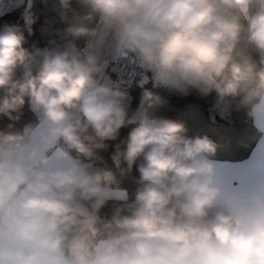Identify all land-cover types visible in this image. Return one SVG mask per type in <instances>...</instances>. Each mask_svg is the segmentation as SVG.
Segmentation results:
<instances>
[{"label": "trees", "instance_id": "obj_1", "mask_svg": "<svg viewBox=\"0 0 264 264\" xmlns=\"http://www.w3.org/2000/svg\"><path fill=\"white\" fill-rule=\"evenodd\" d=\"M206 1L201 9L197 0V23L184 26L214 41L220 62L177 46L154 55L147 83L117 87L126 105L114 125L90 109L137 0H30L0 14V157L29 140L41 101L72 117L59 142L79 166L98 185L127 191L125 199L63 191L34 177L36 166L30 171L39 211L58 225L71 264H89L101 239L136 257L153 236L174 243L237 236L228 211L187 193L184 181L198 145L210 159L239 161L262 135L253 108L264 94V14L262 0H248L246 10L238 0ZM191 30L185 35L198 50L204 43ZM181 75L187 82L178 86Z\"/></svg>", "mask_w": 264, "mask_h": 264}, {"label": "crops", "instance_id": "obj_2", "mask_svg": "<svg viewBox=\"0 0 264 264\" xmlns=\"http://www.w3.org/2000/svg\"><path fill=\"white\" fill-rule=\"evenodd\" d=\"M137 1L138 13L144 3L150 4V0ZM238 1L243 9L247 8L248 0ZM2 4L3 1L0 6ZM197 16L195 13L191 20L197 21ZM124 25L118 29L115 39V47L119 51L123 50L121 37L127 27ZM184 30L191 29L185 26ZM191 31L193 39H198L195 30ZM199 41L204 43L197 50L199 57L211 59L204 51L209 42ZM102 44L98 43L99 48ZM117 65L114 63L112 69L117 71ZM115 71L112 73L110 70L108 75L116 76ZM114 106L111 105L110 110L112 119L118 111L117 117L123 111ZM107 112L108 107L104 106L101 115L98 110L93 117L106 121L109 117ZM253 115L262 135L246 159H210L197 146L184 181L187 193L228 211L237 226L234 239L174 243L166 236L158 235L149 237L136 257L109 240L101 239L89 264H264V94L255 104ZM72 120L71 116L56 109L42 111L29 140L20 147L7 148L1 153L0 264H71L60 246L58 225L39 211L38 193L28 176L35 166L34 177L50 181L63 191L79 187L98 197H127L125 189L98 185L63 146L57 144Z\"/></svg>", "mask_w": 264, "mask_h": 264}, {"label": "rangeland", "instance_id": "obj_3", "mask_svg": "<svg viewBox=\"0 0 264 264\" xmlns=\"http://www.w3.org/2000/svg\"><path fill=\"white\" fill-rule=\"evenodd\" d=\"M3 4L0 6V14L14 8L15 6H18L19 4L23 2L29 3L30 0H0V3ZM202 3V8L207 7V1L206 0H200ZM178 8H177V13L184 18V23H178L175 21L174 18L168 17L166 19H163L160 21L159 24H157L155 27H152V31L150 34L149 39L147 42L144 44L141 50L142 58H143V65H144V79L141 82H136L133 79V76L129 70V62L131 60V57L133 55V49H134V38L136 36L137 30H139V27L141 25V22L149 16L150 13L154 12L157 3L156 0H150L149 3H144L143 7L140 10V13L135 15L136 17L134 18L133 23L131 22V25L129 22L124 25L126 27L124 29V33L121 37V41L123 40V50L119 51L115 47V54L113 56V59H110L109 61H105L102 65L104 69V76L103 79L99 82L98 86L96 87V97L94 98V102L92 104V107L90 109V115L93 117L98 110L100 111V115L102 111L104 110V106L108 107V112L106 115H109L107 117L106 121H103V123L108 124V125H114L118 118L117 114H114L115 119H112V113H110L111 105H115L114 107L118 109L117 106L122 108L124 110L125 108V98H124V93L118 91L119 89L117 88L118 86H126L132 83L138 84V85H144L149 81V75L147 74V68L149 67L150 61L152 60L153 56L157 54V58L162 56L165 52H167L170 48L177 46L179 49L195 54L196 56H199V52L195 50V43L192 41H189L187 38V35H185V30L183 27L185 22L188 20H191L193 15L195 13H198L197 19H199V12H198V7L195 4V1L193 0L195 4V10L194 12H190L188 10L187 4H184V0H176ZM197 3V0H196ZM199 3V2H198ZM239 4V1H238ZM248 5V4H247ZM142 6V5H141ZM240 6V4H239ZM242 10H246L247 8H242ZM261 13L264 14V0L261 1ZM192 21V20H191ZM198 21V20H197ZM197 21H192V25L196 24ZM164 26L166 28H164ZM195 32V31H194ZM198 36L197 41L204 39V41L209 42L206 44L205 52L213 59V61L218 64L220 62V58H218L215 55V50H212V46L210 45L211 39L208 37H205L203 35L202 30H199L198 32L195 33ZM209 46V49H208ZM95 47V45L93 46ZM125 47V48H124ZM95 50V48H94ZM118 52V53H117ZM127 53V54H123ZM201 57V56H200ZM210 59V58H208ZM210 59V60H211ZM114 63H117V71L112 69ZM105 64V67H104ZM113 73V71L116 72V76L111 77L108 75L109 71ZM187 76L181 75L178 79H176L175 84L178 86H183L187 82ZM160 78L162 80H166L164 76L160 75ZM88 101V100H87ZM95 103V104H94ZM47 106H50L49 104H45L41 101L37 102L35 109L39 113L45 110L51 109L46 108ZM110 108V109H109ZM99 115V116H100ZM95 118V117H94ZM97 119V118H96ZM114 120V121H112ZM60 139V137H59ZM59 144V140L57 141ZM61 144V143H60ZM199 150L201 149V146H199Z\"/></svg>", "mask_w": 264, "mask_h": 264}, {"label": "built area", "instance_id": "obj_4", "mask_svg": "<svg viewBox=\"0 0 264 264\" xmlns=\"http://www.w3.org/2000/svg\"><path fill=\"white\" fill-rule=\"evenodd\" d=\"M194 1L197 5L196 0ZM156 3L157 7L155 11L150 13L146 20L144 19L141 22L139 30H137L136 36L134 38V49L133 55L129 62V70L136 82H141L144 79L143 77H145L143 71L144 65L141 50L150 37L152 27H155L160 23L161 20L168 17L174 18L178 23H184V18H182L179 13H177V8L179 5H177L176 0H156ZM184 4H187L188 10L191 13L194 12L195 4L193 0H184ZM210 45L212 46V50H215L216 43L211 40ZM46 108H49V106H47Z\"/></svg>", "mask_w": 264, "mask_h": 264}, {"label": "water", "instance_id": "obj_5", "mask_svg": "<svg viewBox=\"0 0 264 264\" xmlns=\"http://www.w3.org/2000/svg\"><path fill=\"white\" fill-rule=\"evenodd\" d=\"M142 105H143V101L140 103L139 108H138L136 113H138V111L141 109Z\"/></svg>", "mask_w": 264, "mask_h": 264}]
</instances>
